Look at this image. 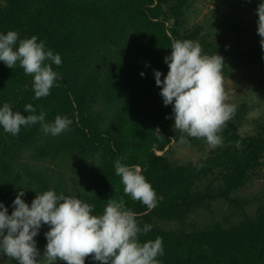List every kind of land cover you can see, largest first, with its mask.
<instances>
[{
    "label": "trees",
    "instance_id": "16d2710c",
    "mask_svg": "<svg viewBox=\"0 0 264 264\" xmlns=\"http://www.w3.org/2000/svg\"><path fill=\"white\" fill-rule=\"evenodd\" d=\"M197 1L0 0V33L36 35L62 59L52 64L60 78L51 94L38 100L33 78L19 64L9 68L0 61V107L8 102L27 116L24 106L31 103L48 122L57 115L72 120L55 137L39 123L22 126L16 136L0 126V202L9 214L21 189L26 203L49 188L75 194L94 205V215L109 198L123 197L141 228L153 225L139 240L163 238L161 264H264V190L241 193L264 170V49L256 12L264 0H214L211 16L189 26ZM228 6L251 19L223 16L220 9ZM176 39L198 41L204 54L222 55L224 80L241 70L252 80L220 133L221 146L211 149L204 139L186 137L189 143L182 145L206 150L197 159L174 153L181 133L155 83L154 70L161 80L167 75L164 58ZM121 157L139 166L155 189L152 210L124 195L114 167ZM199 164L204 167L197 170ZM48 230L34 238L38 249ZM85 264L100 262L89 256Z\"/></svg>",
    "mask_w": 264,
    "mask_h": 264
},
{
    "label": "clouds",
    "instance_id": "9594fccd",
    "mask_svg": "<svg viewBox=\"0 0 264 264\" xmlns=\"http://www.w3.org/2000/svg\"><path fill=\"white\" fill-rule=\"evenodd\" d=\"M256 12L257 33L264 49V2ZM171 49V54L164 58L169 69L167 75L163 80L160 70H154V75L164 105H172L174 129L181 133L180 143L187 144L186 137H192L204 139L211 149L221 146L220 133L236 111V105L228 102L229 93L224 87V57L218 53L204 54L201 44L191 39H176ZM0 61L9 68L19 64L24 74L33 78V99L36 100L49 96L60 78L52 64L61 65V56L54 54L36 35L21 39L15 30L0 33ZM24 111L29 115L13 111L8 102L0 107V126L5 132L16 136L22 126L39 123L43 133L55 137L68 131L72 124L71 119L61 115L54 122H48L46 112L41 109L36 114L37 109L31 103L24 106ZM156 132L161 135L158 128ZM124 159H117L114 165L115 174L124 186V195L152 210L158 203L155 189L139 166L122 163ZM196 167L199 170L204 165ZM24 195V189L17 193L11 214L0 202V253L18 264L61 261L85 264L89 256L100 264H161L157 258L164 255L163 238L157 236L143 243L139 240L140 234L150 232L153 225L145 223L141 228L136 213L126 207L123 197L109 198L103 212L94 215V205L75 194H58L49 188L36 192L30 205L22 199ZM43 225H48L49 230L44 233L47 244L41 254L34 238Z\"/></svg>",
    "mask_w": 264,
    "mask_h": 264
},
{
    "label": "rangeland",
    "instance_id": "374dc122",
    "mask_svg": "<svg viewBox=\"0 0 264 264\" xmlns=\"http://www.w3.org/2000/svg\"><path fill=\"white\" fill-rule=\"evenodd\" d=\"M217 6L216 2L211 0H199L195 4H193L192 8L188 12V19H189V26H192L195 22L202 21L203 19L206 20L211 16V10L212 8H215ZM218 7V6H217ZM254 8V7H253ZM220 10H223V16L225 13L228 15H237L238 13L242 14L244 16V19L250 20L251 17L247 12H243L242 10H238L233 7H222ZM220 15V14H219ZM254 10L252 11V17H254ZM224 18V17H223ZM216 19V17H215ZM174 20L170 19L167 22V26L171 28L173 26ZM169 34L171 32L169 31ZM244 70H241L233 75V77H227L224 80V87L225 90L229 93V103L234 104L237 106L238 103L241 101V97L243 96L245 90L247 89V85L250 80L249 73L243 72ZM237 111V109H236ZM232 119V118H231ZM246 122V121H245ZM243 123L241 124V126ZM175 150V154L179 158H193L197 159L198 157L202 156L206 153V150H201L196 147H190L182 144H175L173 146ZM166 151H158V154H164ZM54 167V166H53ZM264 190V170L262 171V175L260 177H257L255 181L250 184L248 187H246L241 193L244 195H252L256 194L260 191ZM33 200V199H32ZM31 200H29L28 204H31ZM200 220L202 219L199 218ZM48 227V225H43L40 230H45ZM37 236L42 237L43 233L39 231V234ZM47 244V239H42L41 242H39V250L41 254L44 251V248ZM13 259L3 255L0 253V264H12Z\"/></svg>",
    "mask_w": 264,
    "mask_h": 264
}]
</instances>
